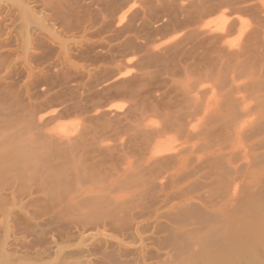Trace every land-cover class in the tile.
Segmentation results:
<instances>
[{
  "label": "bare ground",
  "instance_id": "1",
  "mask_svg": "<svg viewBox=\"0 0 264 264\" xmlns=\"http://www.w3.org/2000/svg\"><path fill=\"white\" fill-rule=\"evenodd\" d=\"M128 1L132 3L119 0V5H103L110 18L101 19L100 28L110 33L104 34L105 39L112 42L113 50L122 47L127 53L118 59L114 55L107 58L109 67L90 66L107 74L101 81L97 69L95 75V69L84 68L81 63L80 68L79 60L75 59L77 66L72 60L86 45L82 43L91 31L88 27L97 26L94 22L98 21H90L88 3L0 0V239L5 241L11 235L21 239L26 233L37 237L34 239L39 245L46 233L44 226L60 222L87 226L97 234L103 229L121 238H139L142 231L146 232L143 221L149 220L153 222L148 225L151 232L165 234V238L160 233L158 236L164 239L167 252L169 247L170 251L179 247L175 252L179 254L182 248L184 254H180L184 256L190 250L188 258H183L186 260L179 258L183 264L201 261V254L199 258L195 255H199L195 242L207 237L212 238V244L205 239L212 247L198 243L208 250L213 245L223 249L225 242L237 237L264 248V199L258 200L264 193V0ZM150 27L169 36L160 43L155 37L160 33L153 35L165 54L160 53V46H156V53L152 47L155 40L149 43L151 47L146 44L149 39L143 46L142 37ZM73 33L81 35L75 38ZM140 38L142 44L137 41ZM71 39L76 40L69 45ZM93 46H89L91 50ZM101 48L102 53L103 45ZM133 49L145 53L146 65L141 60L144 70L153 64L152 68L157 67L156 87L152 84L157 74L147 69L146 76L141 67V71L133 67L143 56L139 62L133 58L138 62L133 65L127 59L134 57ZM96 51L97 45L92 52L95 56ZM89 58L82 57V63ZM135 70L144 77L138 79V73L136 80H130ZM92 73L101 81L97 82L99 89L97 83L90 82ZM126 75L131 78L126 79ZM74 82L73 90L83 89L82 93L78 90L80 95L76 92L75 96L70 91L74 97L64 93L62 97L58 88L66 90L65 86ZM50 92L52 96L43 100ZM115 98L126 99V106L110 103ZM40 99L49 101L52 108L59 107L46 113L49 106L41 107ZM65 114L78 116L79 123L70 129L61 125L52 128V120ZM58 230L50 231L61 235ZM114 236L117 238L109 237ZM181 236L197 238L193 240L195 252L190 249L192 239L187 240L191 245L183 240L186 245L179 243ZM121 240H117L118 253L109 251V243H99V257L86 258L82 264H123ZM5 244L0 241V264H28L25 259L28 262H20L21 254L16 257L19 260L11 259L10 251L15 249L8 248V254ZM232 246L237 247L235 243ZM214 248L217 256L220 253V264L226 262L224 252ZM167 252L165 259L161 257L162 264H179L178 255ZM204 253L205 259L209 253L216 254L207 253V249ZM211 258L206 263L216 261V257ZM34 264H45V260Z\"/></svg>",
  "mask_w": 264,
  "mask_h": 264
},
{
  "label": "rangeland",
  "instance_id": "2",
  "mask_svg": "<svg viewBox=\"0 0 264 264\" xmlns=\"http://www.w3.org/2000/svg\"><path fill=\"white\" fill-rule=\"evenodd\" d=\"M85 1V3L84 4H86V3H88L89 4V9H90V16H91V14H92V17H90L91 18V22L93 23L95 20L96 21H98V22H94V23H97L96 25L99 27H95V24L94 25H91V26H89L88 27V29H87V31L90 29L91 31H89V32H87L89 35H91V36H87V37H85L84 38V44L82 43V45L84 46L85 44L87 45V47L89 48V50H88V48L86 47V45L84 46V48H83V50L86 48L87 50H88V52H87V50H82V48H81V50L80 51H82L83 52V54L81 53V55H83V56H79L80 55V51H79V55L75 52L74 53V55L76 54V56H74V57H72L73 59L72 60H74V61H76V62H74V64H76V66H77V64H78V62H77V60H79V64H78V66L80 65V63L81 64H84L83 65V67L84 68H90V66L92 65V66H99V67H101V69H103V68H106L109 64H107V62L106 61H110L109 59H113V56L112 55H114V56H116L115 58H119V57H123V56H125L126 54L125 53H127L126 51H127V49L125 50V48H122V47H120L119 49H121L120 51H118L117 49H114L113 50V44L111 45V47H110V45L109 44H111L110 43V40L108 41V39L106 40L105 39V37L106 36H110V33H108V29H103V27H102V29L100 28L101 26H100V24L102 25V20H104V19H107V21L110 19L109 17H108V15H106L107 14V12L103 9V8H105L106 7V5L109 7V5H112V4H120V2H119V0H108V1H110V2H108L107 0H106V2H105V0H100V2H99V0H93L94 2H96V5H95V3H93V1L92 0H87V2H86V0H84ZM90 1V2H89ZM91 1H92V4H91ZM114 2V3H112V2ZM116 1V2H115ZM118 1V2H117ZM127 1V2H126ZM121 0V3H123V2H125V3H128V5L129 4H131L132 2H130L129 3V1L128 0ZM133 1V0H132ZM102 2V3H101ZM107 3V4H106ZM111 3V4H110ZM93 5V7L91 6V5ZM102 6H101V5ZM118 4V5H119ZM95 5V6H94ZM99 5H100V7H99ZM103 5H105V7L103 6ZM91 7V8H90ZM96 7V8H95ZM93 9V10H92ZM94 9H97V11H95ZM101 9V10H100ZM102 9H103V11H105L106 13H103V14H105L106 15V17H105V15H102L101 13L103 12L102 11ZM105 9H107V8H105ZM98 10H100V11H98ZM92 11H94L93 13H92ZM134 11V9H132V11L131 12H133ZM97 12V13H96ZM100 12V13H99ZM96 13V14H95ZM97 14L100 16V15H102V17L100 16V18L97 16ZM94 16H96L95 18H94ZM97 18V19H96ZM99 18V19H98ZM94 19V20H93ZM102 19V20H101ZM101 20V21H100ZM100 21V22H99ZM104 21H106V20H104ZM128 24H132V25H134V24H136V23H130V22H127ZM128 24H126V25H128ZM125 24H123L122 26H124ZM126 25H125V27H126ZM139 24L137 23V26H138ZM134 26H136V25H134ZM136 26V27H137ZM133 28H135V27H133ZM97 29V30H96ZM99 29V30H98ZM135 29H138V28H135ZM152 29H153V31H152ZM151 29V27H150V31H152L151 33H150V31L149 30H147L146 32V35H147V37L145 38V40H144V37L146 36H143L142 38H143V40H142V42L143 41H148L147 39H149V41L148 42H146V44L148 45L150 42H152L153 41V43H154V40H155V43H154V45H153V43H152V47H155V49H156V53L158 52V48H160L161 46L160 45H158L157 46V44H160L161 42H163L162 40H166L167 39V37H169V36H166V34L163 32V34L161 33V31H163V30H156L155 31V28H152ZM96 31V33L97 34H95L94 32ZM103 30H105V31H107V32H103ZM93 32L94 34H91V33ZM103 32V35L101 34V33ZM148 32H149V34L151 35V37H149L150 35L148 34ZM156 32H158V34H159V36L157 35V33H156V38H160L161 39V41H160V43H159V41H158V39L156 40V38L154 37V39H153V35H155V33ZM100 33V34H99ZM108 33V34H107ZM74 35H75V38L77 37V36H79V35H81V34H76V33H73ZM106 36H105V35ZM92 35H93V37H92ZM96 35V36H95ZM98 35V36H97ZM100 35V36H99ZM68 36V35H67ZM163 36H166V37H163ZM88 37H90L89 39H88ZM95 37V38H94ZM65 38V40H67V38L69 39V37H64ZM78 38V37H77ZM142 38H140V39H138L137 41H139L138 43H140V40L142 39ZM152 40H151V39ZM164 38V39H163ZM159 39V40H160ZM76 39H74V40H72L71 39V41H69L68 43H70L69 45H72V44H74V41H75ZM88 40V41H87ZM90 40V41H89ZM101 40V41H100ZM104 40H106V42H107V44H106V42L104 41ZM151 40V41H150ZM87 41V42H86ZM158 41V42H157ZM73 42V43H72ZM142 42L140 43V44H142ZM72 43V44H71ZM88 43V44H87ZM95 46H93L92 44ZM95 43V44H94ZM102 43H105V44H102ZM145 42H143V44H144ZM90 44V45H89ZM146 44H144L143 46H146ZM93 46V50H91L90 49V47L92 48V46ZM96 45H97V51H99L98 52V54H99V56L101 57V59H100V57L98 56V54H97V51L95 52V54L97 55V56H95L94 55V53H92L93 51H95V49H96ZM102 45H103V52L101 53V50H102ZM90 46V47H89ZM109 48H108V47ZM156 46L158 47V48H156ZM160 46V47H159ZM99 47H100V49H99ZM106 47V48H105ZM147 47H151V44H149V46H147ZM147 47H145V48H147ZM163 47V46H162ZM161 47V51H160V53H163V54H165V52H163L164 50H163V48ZM108 48V49H107ZM111 49V50H110ZM90 50H91V52H90ZM106 50H107V52H106ZM111 51V52H108V51ZM116 50V51H115ZM86 51V52H85ZM106 52V53H105ZM113 52V53H112ZM138 51H134V49H133V53H135L134 54V57H128L127 59H130V61H132L133 60V58H135L138 62H139V57H141V56H143L142 57V59H140V62L138 63V62H136L135 61V59H134V61H132L131 63H132V65L133 64H135V63H138V64H135V66L133 65V67H139L138 68V71H141V69H142V71L141 72H147V74H148V71H147V69L149 70V68H146L145 70L143 69V64L147 61V58H146V56L144 57V55H145V53L144 52H142V51H139L140 52V54H143V55H137L136 53H137ZM138 52V53H139ZM85 53V54H84ZM89 55H87V54ZM90 53H92V56H90ZM111 53V54H110ZM124 53V54H123ZM17 54H19V53H17ZM101 54H103V55H101ZM106 56H105V55ZM108 54H109V57H108ZM159 54V53H158ZM136 55H137V57H136ZM76 57V58H75ZM80 57V59H78ZM82 57L84 58L85 57V59L86 58H88V57H90V58H92L91 60H89V61H91L92 62V60H93V62H96V59L98 58V59H100L101 61H99L98 59H97V62L96 63H93L92 62V64H89V63H91V62H89L88 61V59H87V62H86V60H85V63H82L83 62V59H82ZM95 57V58H94ZM106 57V58H105ZM89 58V59H90ZM103 58H105L106 60H104ZM107 58H109V59H107ZM143 58H145L144 60H143ZM75 59H77V60H75ZM71 60V61H72ZM80 60H82V61H80ZM141 60H142V63H141ZM104 62V64H103V62ZM89 62V63H88ZM86 63H88V64H86ZM99 63H101V65L99 64ZM141 63V64H140ZM97 64V65H96ZM99 64V65H98ZM88 65V66H87ZM105 65V66H104ZM107 65V66H106ZM140 65V66H139ZM143 67H142V66ZM144 65H146V64H144ZM148 65H150V64H148ZM148 65H147V67H148ZM154 65V64H153ZM153 65H151V69L149 70V73L150 72H152V73H154V74H157L155 71H157L156 69H157V67L155 66V69L154 68H152L153 67ZM109 66H111V65H109ZM108 66V67H109ZM82 66L80 65V68H81ZM97 67H91V68H93V69H95V71H94V73H95V75L96 74H98L99 73V76L98 77H100L101 78V81H103L104 80V78H102V77H106V75L107 74H105L104 75V73H102V71L100 72L99 71V68H97ZM140 67H141V69H140ZM90 68V69H91ZM99 71L98 73H97V70ZM137 69V68H136ZM140 69V70H139ZM132 70H134V69H132ZM132 72V71H131ZM94 73H92V77H91V79L92 80H90V82L92 83V85H94V83H97V82H99V83H101V81L99 80L98 81V77L96 76V79H94V77L95 76H93V74ZM139 73V72H138ZM137 73V70H135V72L133 71V74L131 73V75H132V77L133 78H135V79H130L131 78V75H129V76H127L126 75V79H127V77H128V80L130 79V80H136L138 77V79H142V77H144V75H143V73H142V77H140V73H139V76L138 75H136V76H138V77H136L135 76V74H138ZM129 74V73H128ZM145 75H146V73H144ZM101 75V76H100ZM103 75V76H102ZM158 75V74H157ZM135 76V77H134ZM147 76V75H146ZM154 76V75H153ZM130 77V78H129ZM155 77V76H154ZM158 77H159V75L156 77L157 78V80H156V83H155V80H154V82H153V84H152V87L154 88V87H156L157 86V81H158ZM93 79H94V81H93ZM97 80V81H96ZM94 82V83H93ZM75 83H77V82H74V83H71V85H69L70 83H68L66 86H65V88H71L70 90H68L69 92H67V89L66 90H62V89H60V88H56L57 90H58V92H59V94H61V96L62 97H65V95H66V97L68 96V97H74L73 95H75V96H77L78 94L80 95V93H82V91H83V89H76V91L75 90H73L74 88H76L75 86H76V84ZM99 83H97L96 85H97V87H98V89H99V86H98V84ZM156 85H155V84ZM74 86H73V85ZM159 84V83H158ZM96 85H95V87H96ZM155 85V86H154ZM69 86V87H68ZM62 87V86H61ZM73 87V88H72ZM97 87H96V89H97ZM39 89V88H38ZM37 89V90H38ZM80 91V93H79V91ZM82 90V91H81ZM64 91V92H63ZM65 91H66V93H65ZM70 91L72 92V94L70 93ZM75 91V92H74ZM52 92V91H51ZM51 92L50 93H48L47 94V97H45V98H42L43 100L44 99H48V97H50V96H52V94L54 95V92H56V91H54L53 90V93L51 94ZM62 92V93H61ZM76 92H78V94H76ZM65 95H64V94ZM87 93H89V92H87ZM49 94H51V95H49ZM64 96H63V95ZM70 94V95H69ZM86 94V93H85ZM84 93H83V96L84 97H86V95H85ZM89 95H90V93H89ZM89 95H87V98H90V96ZM122 99L123 98H115V99H113L112 100V102H110V103H112V104H114L115 106H124V104L126 103V99H123V101H122ZM43 100H39L38 101V103L39 102H41V103H39V105H41V107H43V106H45V108L46 107H48V108H46V110H45V112L47 111V109L49 110V111H47L46 113H49V112H51L52 110H51V108H52V104L50 105V103H49V101L47 102L46 100H45V102L43 101ZM42 102H44V105H43V103ZM45 104H47V105H45ZM111 104V105H112ZM113 105V106H114ZM51 106V107H50ZM126 106V105H125ZM124 106V107H125ZM59 106H54L52 109H54V108H58ZM45 108H43V110L45 109ZM72 114H65V115H61V116H59L60 118H58V117H56L55 119H53L52 120V124H50L51 126H52V128L53 127H57V126H64L63 128L64 129H70V128H74V126H76L78 123H79V118H78V116L76 117L75 115H72ZM68 125V126H67ZM67 126V127H66ZM73 126V127H72ZM263 195H264V193H263ZM262 195V196H263ZM259 197V199L258 200H260V199H264V196L263 197ZM256 199V198H255ZM262 199V200H263ZM258 200H254L256 203L257 202H259ZM254 202V203H255ZM263 203H264V201L262 202L261 201V205H263ZM260 204L258 205V206H261ZM262 208L264 207V206H261ZM151 221H147V220H145V222L143 221V223H142V230H144V231H146L147 232V234H146V232H143L142 231V233L141 234H139V238H138V236L137 235H131V237H132V239L134 238L135 239V241H136V243H135V241H134V239L132 240L131 239V237L130 236H125V237H122L121 238V236H117V234L115 233V234H112L110 231H105V230H103V229H100L98 232L100 233V234H97V232H96V230H94V231H92V230H88V228H87V226H86V229L83 227L82 228V226H78V225H70V224H65L64 222H60L59 224L58 223H56V224H46L45 226H44V228L43 229H45V231H46V233L45 234H43V237H41L40 239L42 240V238H43V240L42 241H40V243H39V245H38V242L36 243V241H37V239H34V237L35 236H32L31 235V238H30V235H27L26 233V235L25 234H21L22 235V237H21V239L19 238L20 236H18V237H13L12 235L10 236V238H8L7 240H5V241H2V239H0V241H1V244H5V243H7V241L8 240H10V241H8L9 243H10V245H9V243L8 244H5V245H8L7 247L4 245V249H5V251H7V250H9L10 248L11 249H15V251L14 250H11L10 251V253H11V255H13L14 256V254H16V256H14V257H12L11 255L9 256V257H11V259L13 258V260H19V258H16V257H19L20 256V254H21V256H20V262H24V263H26V262H28V264L31 262V263H37V262H39V260L41 259V261H42V263H43V261L45 260V264L46 263H48V264H76V263H80L81 261H83V262H81L80 264H82V263H85L86 262V260L87 259H89V258H92V259H94V257H96V256H94V255H97L98 254V251H99V249H98V246H99V243H100V245L103 243L104 244V242L105 243H109V251L111 250H115L114 252H117L118 253V247H117V245H118V241L119 240H121V241H123V243L121 242V246H123V247H121V248H124V249H120L121 250V252H122V255L120 256L121 257V259L120 260H122L121 262L123 263V261H124V263L125 264H143L144 263V260H150V261H146V263H150V264H159V263H163V261H162V259L164 258L165 259V251L167 252V248H163L164 246H166V245H163V241H164V239L163 238H165V234L163 233V232H160L159 231V233L162 235V234H164V235H162V237L163 238H161L160 236V234L159 233H156V231H150V229H151V226H152V224H153V222H151ZM64 223V224H63ZM63 224V225H62ZM49 225V226H48ZM60 225H61V227H60ZM66 225V226H65ZM70 225V226H69ZM146 225V226H145ZM148 225H151V226H149L148 227ZM46 226H48L47 228H46ZM52 226H54L53 228H52ZM76 226V227H75ZM78 226V227H77ZM51 227V228H50ZM89 227V226H88ZM145 227H147V230H146V228ZM164 226H162V228H163ZM55 228H58L59 230L58 231H62L61 232V235H62V237H61V235L60 234H56L54 231L52 232V231H50V230H54ZM61 228V229H60ZM144 228V229H143ZM79 229V230H78ZM49 230V231H48ZM152 230V229H151ZM48 231V232H47ZM82 231V232H81ZM64 232V233H63ZM96 232V233H95ZM83 233V234H82ZM85 233V234H84ZM105 233H107V234H105ZM155 233V234H154ZM109 234V235H108ZM158 234L160 235V236H158ZM45 235V236H44ZM63 235H64V237H63ZM108 235V236H107ZM110 235H116L117 236V238L115 237H109ZM146 235V236H145ZM26 236H28V238L26 237V239H27V242H26V240L24 239ZM60 236V237H59ZM157 236H158V238H157ZM186 236V235H185ZM13 237V238H12ZM24 237V238H23ZM46 237H48V238H46ZM135 237H137V238H135ZM142 237H143V239H142ZM205 237V236H204ZM204 237H202V238H204ZM1 238V237H0ZM19 238V239H18ZM24 240H23V239ZM35 238H37V237H35ZM51 238V239H50ZM63 239V240H61V239ZM121 238V239H120ZM129 238H130V240H129ZM180 238V237H179ZM189 239H190V237H188ZM188 238H187V240H188ZM202 238H201V240H202ZM208 239H209V243H211L210 242V240H212V238H209V237H207ZM207 238H205L206 240H207ZM236 238V237H235ZM234 238V239H235ZM237 238H239L240 239V237H237ZM236 238V239H237ZM11 239H12V241H11ZM18 239V240H17ZM31 239V240H30ZM48 239V240H47ZM50 239V240H49ZM55 239H57V240H55ZM138 239V240H137ZM159 239H161L160 241H159ZM163 239V240H162ZM180 239H182V240H180ZM179 240H180V242L179 243H181L183 240H185L186 241V243L188 242L187 240H186V238L184 239V236L182 237L181 236V238H180ZM192 239V240H191ZM191 242H192V248H190L192 251H194L195 252V250H196V248L198 247V250H196V252L198 251L199 252V255H198V253H194L198 258L200 257V254H201V259L199 258H197L196 256H194V255H192V257L194 256V260L197 258L198 260H201L200 262L199 261H197V262H194V263H192V264H211L212 263V258H215L216 257V261L218 262V264H220L221 262H219V260L217 259L218 257H220V253H219V256H217V251H215V250H213V248L215 247V245H213L214 247L209 251L208 250V248H206L207 249V253L208 252H215L216 254L214 255L213 253H209V254H207V256H206V258L207 259H205L204 257L202 258V256L203 255H206V253H204L205 251H206V249H204V247H209V246H207V245H210L208 242H207V244H206V240L205 239H203L202 241L206 244V245H204V243L202 242V241H197V238L196 237H194V238H192L191 237ZM196 239V241L197 242H195V241H193V240H195ZM230 240V241H233V242H230V241H228V242H230V244H228V242H225V244H226V246H225V244H224V246H223V249H220L221 247L220 246H218V248H214V249H218V251L220 252V250H221V253L222 252H224L223 253V257L228 261L230 258H231V260L230 261H232V262H227L226 260V262L229 264H264V248H257V247H259V246H253L251 243L252 242H247L246 241V239H244V237H242L241 238V240H244L243 241V243H242V241L240 242V241H238V240ZM23 240V241H22ZM33 240V241H32ZM34 240H35V244L34 245H37V246H34V245H31V244H33V242H34ZM103 240V241H102ZM116 240V241H115ZM118 240V241H117ZM142 240V241H141ZM156 240H158V241H156ZM248 240V239H247ZM17 241V242H16ZM25 241V242H24ZM45 241H49V244L47 243V242H45ZM54 241V242H53ZM99 241V242H98ZM101 241V242H100ZM130 241H131V243H130ZM134 241V242H133ZM137 241H140V242H137ZM214 241V240H213ZM212 241V242H213ZM3 242V243H2ZM14 242H15V244L16 245H18L17 247H16V245H14ZM30 242V243H29ZM32 242V243H31ZM45 242V243H44ZM159 242H161L162 244H160ZM184 242V241H183ZM190 242V241H189ZM187 243V244H189V245H191V243ZM193 242H195V243H197V245L195 244V246H197V247H195L194 246V244H193ZM200 242H202V244L204 245V247L203 246H201L202 244H199ZM238 242H240V243H238ZM25 245H24V244ZM28 245H27V244ZM42 243V244H41ZM134 243V244H133ZM146 243V244H145ZM185 243V242H184ZM184 243H183V245H184ZM185 243V244H186ZM235 243V245H237V247H233L232 245ZM11 244H13L12 246H11ZM41 244V245H40ZM45 244H46V247H45ZM97 244H98V246H97ZM123 244V245H122ZM142 244H143V246H144V244L145 245H148V246H142ZM157 244L158 245H160L159 247L157 246ZM186 244V245H187ZM199 244V245H198ZM212 244V243H211ZM222 244V245H223ZM228 244V245H227ZM239 244V245H238ZM24 245V246H26V248H23L22 246ZM221 245V246H222ZM253 246V248H252V246ZM28 246H31V248L30 247H28ZM44 246V247H43ZM52 246V247H51ZM110 246H112L113 248H111ZM116 246V247H115ZM230 247V250L231 251H229V249H227V248H229ZM231 246H232V248H231ZM6 247V248H5ZM28 247V248H27ZM36 247H38V248H36ZM41 248V250H40V248ZM51 247V248H50ZM61 247V248H60ZM191 247V246H190ZM204 249V251L202 250V248ZM210 247H212L211 245H210ZM209 247V248H210ZM224 247H226V248H224ZM9 248V249H8ZM49 248V249H48ZM60 248V249H59ZM91 248V249H90ZM142 248V249H141ZM170 248V247H169ZM168 248V252L167 253H169L170 255H172V253L174 254V253H176L175 252V250L176 251H178V248L177 249H175L174 251H173V249L174 248H172V250L170 251V249ZM195 248V249H194ZM201 248V249H200ZM237 248V249H236ZM16 249H17V251H16ZM19 249V250H18ZM31 249V250H30ZM34 249V250H33ZM37 249V250H36ZM46 249V250H45ZM55 249V250H54ZM58 249V250H57ZM82 249H84L83 251L84 252H81L80 250H82ZM86 249V250H85ZM89 249V250H88ZM92 249H94V250H92ZM96 249H98V251H96ZM159 249V250H158ZM255 249H256V251H255ZM40 251V253H42V256H40L41 254L39 253V251ZM50 250V251H49ZM126 250V251H125ZM161 250V251H160ZM201 250V251H200ZM225 250H227V251H229V253L228 252H226ZM235 250V251H234ZM257 250H259V251H257ZM13 251V252H12ZM35 251H37L38 253H37V256H36V252ZM57 251V252H56ZM90 252L89 254H88V252ZM145 251H148V252H145ZM157 251V252H156ZM158 251H159V253H158ZM163 251V252H162ZM173 251V252H172ZM180 252H179V254L180 253H183L184 254V251H182V248H181V250H179ZM190 251V250H189ZM188 251V252H189ZM9 251H7V253H8ZM22 252V253H21ZM35 252V253H34ZM46 252V253H45ZM60 252V253H59ZM85 252H87V253H85ZM97 252V253H96ZM171 252V253H170ZM188 252H187V255H184V256H182L181 254V256L179 257V254H177L178 255V262H179V264H183V263H180V259L179 258H181L182 257V261H184V260H186L188 257H186V256H188V255H190V253L188 254ZM233 252V253H232ZM14 253V254H13ZM19 253V254H18ZM47 255V256H45V254ZM55 253V254H54ZM79 253H82V254H79ZM85 253V254H84ZM146 253V254H145ZM147 253H148V255H147ZM185 253H186V251H185ZM192 253V252H191ZM202 253H204L203 255H202ZM225 253H228L229 255H227L226 254V256H227V258L225 257ZM9 254V253H8ZM50 256H49V255ZM51 254H53V255H51ZM89 255V256H86L85 257V255ZM143 254H145L146 256H143ZM155 254H157V255H155ZM193 254V253H192ZM215 256H213V255ZM231 254V255H230ZM23 255V256H22ZM44 255V256H43ZM80 255V256H79ZM151 255V256H150ZM163 255V256H162ZM209 255V256H208ZM26 256V258H24ZM35 256H36V259H37V257H38V259L37 260H35L34 261V258H35ZM79 256V257H78ZM82 256H84V257H82ZM142 256H143V258H142ZM173 256V255H172ZM228 256H229V258H228ZM21 257H23L22 258V260H21ZM39 257H40V259H39ZM42 257V258H41ZM49 257V258H48ZM99 257V255H97V257L96 258H98ZM158 257V258H157ZM161 257H163V258H161ZM196 257V258H195ZM208 257H209V259H208ZM210 257H212L211 259V262H209V263H206L207 262V260H210ZM44 258H46V259H44ZM50 258H52L51 260H50ZM55 258V259H54ZM87 258V259H86ZM146 258H148V259H146ZM156 258V260H158L157 262L158 263H156L155 261L156 260H154ZM161 258V259H160ZM183 258H186V259H183ZM224 258H222V255H221V259H224ZM263 258V259H262ZM28 260V261H25V260ZM43 259V260H42ZM142 259H144V260H142ZM153 259V260H152ZM261 259V260H260ZM48 260H49V262H48ZM205 262H204V261ZM215 260V259H214ZM213 260V263L215 264V262L216 261H214ZM263 260V261H262ZM34 261V262H33ZM159 261H161V262H159ZM181 261V262H182ZM196 261V260H195ZM223 261V260H222ZM109 262V261H108ZM226 262H223L222 264H225ZM103 262H101V264H102ZM123 263V264H124ZM146 263H144V264H146ZM103 264H109V263H107V261H104V263ZM111 264V263H110Z\"/></svg>",
  "mask_w": 264,
  "mask_h": 264
}]
</instances>
